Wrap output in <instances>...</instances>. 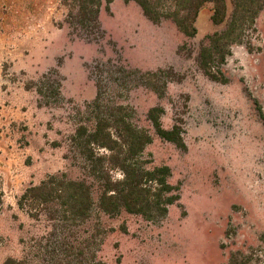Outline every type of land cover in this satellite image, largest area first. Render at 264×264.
<instances>
[{"label": "rangeland", "instance_id": "rangeland-1", "mask_svg": "<svg viewBox=\"0 0 264 264\" xmlns=\"http://www.w3.org/2000/svg\"><path fill=\"white\" fill-rule=\"evenodd\" d=\"M227 5L214 24L205 3L188 36L132 0L103 3L90 28L68 21L61 0H0V264H84L91 254L106 264H264V5L213 61L218 79L198 63L208 35L226 28ZM117 105L151 133L144 164L170 168L178 199L162 217L96 205L98 176L72 134ZM153 107L182 144L155 134ZM50 175L91 183L88 218L18 204Z\"/></svg>", "mask_w": 264, "mask_h": 264}, {"label": "trees", "instance_id": "trees-1", "mask_svg": "<svg viewBox=\"0 0 264 264\" xmlns=\"http://www.w3.org/2000/svg\"><path fill=\"white\" fill-rule=\"evenodd\" d=\"M112 0H61L67 10V20L84 28L97 25L98 13L103 3ZM130 1V0H124ZM152 22L169 18L185 35L196 33L195 20L205 3L212 4L210 19L219 24L228 16L227 0H132ZM232 9L226 28L208 35L206 44L200 47L198 63L211 78L218 79L212 67L213 61L222 64L228 54L231 42L237 41L242 26L252 24L264 5V0H230ZM95 108L99 107L97 100ZM117 105L110 111H94L92 125L79 124L72 139L85 149V158L91 171L99 180L96 205L103 213L115 215L121 211L156 219L166 214L168 206L178 199L176 187L169 181L170 168L167 165L147 166L141 159L146 145L152 140L151 133L135 126ZM155 107L148 111L155 134L165 140L182 144L177 128L161 126ZM102 148L106 152L99 153ZM107 159L110 168L119 176L110 174L107 167L98 169L95 161ZM98 172V173H97ZM57 203L68 216L86 219L94 206L91 183L85 179H72L64 175H50L37 185L29 186L20 196L18 204ZM2 264H26L23 259L7 257ZM84 264H106L92 254L84 258Z\"/></svg>", "mask_w": 264, "mask_h": 264}]
</instances>
